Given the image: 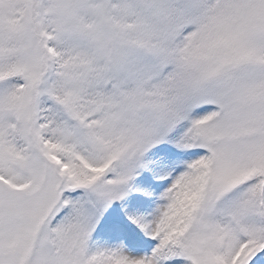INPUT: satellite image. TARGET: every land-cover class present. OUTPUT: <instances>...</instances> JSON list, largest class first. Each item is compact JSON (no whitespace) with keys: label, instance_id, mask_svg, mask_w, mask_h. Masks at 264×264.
<instances>
[{"label":"snow or ice","instance_id":"1","mask_svg":"<svg viewBox=\"0 0 264 264\" xmlns=\"http://www.w3.org/2000/svg\"><path fill=\"white\" fill-rule=\"evenodd\" d=\"M0 264H264V0H0Z\"/></svg>","mask_w":264,"mask_h":264}]
</instances>
